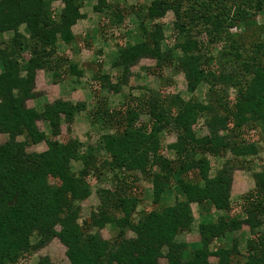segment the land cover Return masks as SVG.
<instances>
[{
    "label": "trees",
    "instance_id": "trees-1",
    "mask_svg": "<svg viewBox=\"0 0 264 264\" xmlns=\"http://www.w3.org/2000/svg\"><path fill=\"white\" fill-rule=\"evenodd\" d=\"M90 1L0 0V135L8 137L0 142V264H28L54 239L67 248L70 264H160L162 258L168 264H232L241 255L237 239L230 248L213 251L211 246L244 225L254 238L243 264H264V165L253 175L255 189L242 197L243 217L225 214L202 223L194 251L177 241L192 229L193 204L232 212L239 165L234 160L264 153V39L233 34L244 28L264 31V23H258L264 0H153L138 11L131 7L136 34L111 61L116 81L110 74L95 80L104 90L123 94L132 69L151 59L159 72L183 74L191 94L207 86L205 100L143 89L120 109L98 102L91 111L93 123L114 132L86 145L59 138L64 125L72 131L87 103L59 99L38 111L27 102L38 96L39 71L51 73L55 82L84 76L58 47L75 42L73 28L86 19L83 9ZM127 1L98 0L94 11L119 25L125 21L121 3ZM56 3L62 6L56 9ZM170 12L175 16L172 45L162 22ZM201 120L207 130L202 136L196 130ZM40 121L48 124L50 136L40 130ZM253 127L260 129L256 140L245 139L244 132ZM165 133L177 138L169 146L173 159L162 152ZM43 143L44 153L30 151ZM228 154L233 160L212 176L208 157ZM75 162L83 163L80 172ZM139 174L151 179L155 205L163 204L173 188L176 202L135 219L141 200L130 188ZM108 175L111 188L98 189L100 205L81 223L82 204L93 195L89 178L102 183ZM107 227L117 233L113 240L100 233ZM39 264L53 263L44 257Z\"/></svg>",
    "mask_w": 264,
    "mask_h": 264
},
{
    "label": "rangeland",
    "instance_id": "rangeland-1",
    "mask_svg": "<svg viewBox=\"0 0 264 264\" xmlns=\"http://www.w3.org/2000/svg\"><path fill=\"white\" fill-rule=\"evenodd\" d=\"M97 1L98 0H92L85 4L83 13L86 15V19L80 21L73 28L75 42L70 45L59 43L58 47L59 55L68 57L72 62L78 64L79 68L84 71V76L82 78L66 76L63 81L55 82L51 73L39 71L36 77V91L38 96L35 100H29L27 102L29 108H34L38 111H42L47 103H53L59 99L71 101L73 103L84 102L88 104L86 112L81 113L76 117V120L71 127V132L68 131L67 125L62 127V135L59 140H69L72 138L79 139L86 145L95 144L101 135L114 132V130H103L101 126L93 123L91 111L94 110L95 105L98 102L106 100L108 107L111 109H120L125 101H130L132 97H139L143 89L160 91L164 95L180 94L186 101L205 100V94L208 90L207 86H201L194 94H191L188 92L187 83L183 74L176 75L170 69H164L163 72H159V70L156 69V62L151 59L142 60L132 69V75L129 78L128 85L123 89V94H116L113 91L104 90L101 82L95 80V76L100 74H110L112 82L114 83L118 71L111 67V61L119 47L134 41L136 34V18L131 7H134L135 11H138L140 8L144 9L150 6L153 0H128L127 2H122L121 11L125 16V21L119 25L111 23L108 19L94 11V6L97 5ZM107 1L111 2L113 0ZM61 6L60 3L55 4L56 9ZM174 21L175 16L172 12L162 20L166 26V43L168 45L173 44L171 36L173 33L172 25ZM258 23L259 25L264 23V12L258 17ZM233 34H243V37L247 41L256 40L257 37H260L261 40L264 39V31L262 30H246L245 28L235 29L233 30ZM7 37L8 36L3 37V40ZM166 43L165 45H167ZM213 50L214 53H218L219 46L214 47ZM123 95H126L127 97L124 98ZM230 96L234 98V92H231ZM203 122L204 121L201 120L196 127L197 133L200 136L207 133ZM38 126L41 131L50 136V129L47 123L40 121L38 122ZM259 131L260 129L258 127L246 129L244 132V138L250 141L253 139L256 140ZM7 140V136L0 135L1 143H5ZM176 140V136L172 133H165L162 136V152L170 159H173L174 156L170 152L169 146L175 143ZM46 150L47 145L45 143L33 146L30 149V151H36L39 153H44ZM208 158L212 165V176H214L226 162L233 160L231 154L223 157L210 156ZM234 161H237L239 165L236 166L234 172L232 190L233 210L228 214L217 212L208 204H193L192 207L195 221L192 229L191 231L185 232L177 237L178 242L188 244L190 251H194L200 244L199 226L202 223L211 222L212 220L216 221L219 216L225 214L229 218L243 217V208H241L243 206L242 197L255 189L253 175L262 169V166L264 165V153H261L257 157L242 160L237 159ZM73 167L76 172H80L84 168V165L81 162H75ZM110 177L111 175H108V180H103L102 183H98L93 176L89 178L93 187V195L82 204L81 223L89 221L91 213L100 205L97 192L98 189L111 188ZM137 177V181L131 185L130 188L131 193L139 197L141 200L135 219L151 210H160L162 206L173 205L176 202L177 192L173 188L172 195L168 196L163 204L155 205L153 203L151 179L142 174H139ZM95 231L98 230L95 229ZM100 233L106 240H113L117 234L109 227L101 230ZM253 238L249 227L244 225L238 232L228 234L224 238L214 241L211 247L213 251H216L221 247L230 248L233 245L234 239H237L241 255L234 258L232 264H243L248 255V242ZM66 252L67 248L58 239H54L45 248L34 252L29 258L28 264H39L40 259L44 257H48L53 264H70ZM211 261L216 262L217 260L211 258ZM160 264H168L167 259L162 258Z\"/></svg>",
    "mask_w": 264,
    "mask_h": 264
}]
</instances>
